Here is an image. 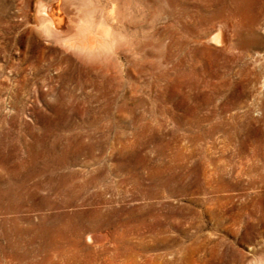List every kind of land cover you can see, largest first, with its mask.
Masks as SVG:
<instances>
[{"label":"rangeland","instance_id":"1","mask_svg":"<svg viewBox=\"0 0 264 264\" xmlns=\"http://www.w3.org/2000/svg\"><path fill=\"white\" fill-rule=\"evenodd\" d=\"M173 1L144 116L48 112L18 80L35 0L0 1V264H264V0Z\"/></svg>","mask_w":264,"mask_h":264},{"label":"bare ground","instance_id":"2","mask_svg":"<svg viewBox=\"0 0 264 264\" xmlns=\"http://www.w3.org/2000/svg\"><path fill=\"white\" fill-rule=\"evenodd\" d=\"M152 5L158 7L156 12ZM174 5L166 25L162 0H35L34 23L27 12L18 11L29 25L25 48L18 51V80L28 82L23 63L29 62L33 91L56 101L48 112L112 114L118 104L123 105L119 108L123 113L153 112L145 103L161 96L146 92L151 82L144 75L150 74L162 86L169 73L165 59H171L178 72L181 34ZM132 24L134 33L140 34L135 40L130 37ZM212 40L221 45L228 41L222 29ZM246 152L244 156L249 157Z\"/></svg>","mask_w":264,"mask_h":264}]
</instances>
